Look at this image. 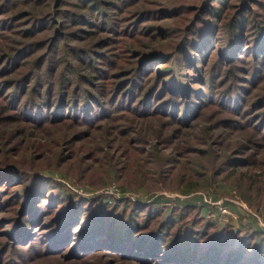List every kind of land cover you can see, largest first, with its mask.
<instances>
[{
    "label": "rangeland",
    "instance_id": "obj_1",
    "mask_svg": "<svg viewBox=\"0 0 264 264\" xmlns=\"http://www.w3.org/2000/svg\"><path fill=\"white\" fill-rule=\"evenodd\" d=\"M260 24L264 0H0V264L162 263L83 249V218L58 241L75 202L168 220L187 259L264 247Z\"/></svg>",
    "mask_w": 264,
    "mask_h": 264
},
{
    "label": "trees",
    "instance_id": "obj_2",
    "mask_svg": "<svg viewBox=\"0 0 264 264\" xmlns=\"http://www.w3.org/2000/svg\"><path fill=\"white\" fill-rule=\"evenodd\" d=\"M217 1L222 7L226 5V0ZM218 8L219 9L209 6L207 14L215 18H217V16H221L222 12L220 11L222 8ZM247 24L248 23H246V20L243 18L236 21L233 20L229 23L232 31L242 25L245 26ZM261 25L262 24L257 26L255 29V38L258 42L264 41V27ZM76 204L77 202L69 204L67 207L65 216L61 220V225H64V230H61L58 241H64L67 239V237L72 234L70 226L78 224L83 218L84 224L87 225L85 230L81 233V240H83L80 242V244H82L83 249L85 246L99 247L98 243L102 241L111 245L112 248L117 247L119 252L122 254H125V252L132 253V251H134L142 257L147 256V253H150L152 256H154V258L155 256L159 257L158 255H160L164 258L160 264H264V247L260 246L259 243L252 247L251 245L247 246L246 244L242 243L241 238L235 240L237 243L239 242V245L234 248H232L231 245V241L234 239L229 240L224 238V240L219 239V241L213 240L207 244V247L202 254L199 256L192 254L191 258L187 259V256L190 253L187 251L189 243L186 244L180 241L179 245L177 242H175V239L166 242V236L168 232L167 227L169 224L167 222L168 220L163 221L164 223L158 224L157 228L153 230L155 233L152 231L147 234H143V236L139 238L136 235L142 231V228L138 227L139 225L137 224L135 218H133L132 214L125 215V212L122 211L123 213L121 212V214H118V216H111L112 213L109 211H112V207L109 209L106 206L103 208L105 210L108 208L106 213L102 214L100 212H96L91 214L83 211L80 208H77ZM101 207L103 206L101 205ZM78 225H80V223ZM106 226L108 232H104V227ZM164 230L166 231V234ZM162 233L165 234L163 235L164 237H161ZM251 233L253 235L258 234L259 230H255ZM178 245L182 249L181 252L175 251L179 248ZM225 247L228 248L226 249ZM248 252H250V254H248ZM130 258V260H132L134 257L132 256ZM136 259L139 260L141 258Z\"/></svg>",
    "mask_w": 264,
    "mask_h": 264
},
{
    "label": "built area",
    "instance_id": "obj_3",
    "mask_svg": "<svg viewBox=\"0 0 264 264\" xmlns=\"http://www.w3.org/2000/svg\"><path fill=\"white\" fill-rule=\"evenodd\" d=\"M256 216V215H255ZM257 220L260 221V218L257 216Z\"/></svg>",
    "mask_w": 264,
    "mask_h": 264
}]
</instances>
